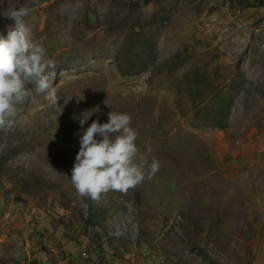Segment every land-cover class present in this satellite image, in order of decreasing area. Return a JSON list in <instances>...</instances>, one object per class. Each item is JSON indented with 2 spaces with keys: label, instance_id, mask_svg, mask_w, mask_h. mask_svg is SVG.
<instances>
[{
  "label": "rangeland",
  "instance_id": "1",
  "mask_svg": "<svg viewBox=\"0 0 264 264\" xmlns=\"http://www.w3.org/2000/svg\"><path fill=\"white\" fill-rule=\"evenodd\" d=\"M20 6L63 112L39 95L0 130V264H264V0H0V13ZM110 111L130 114L137 163L160 168L93 201L71 169Z\"/></svg>",
  "mask_w": 264,
  "mask_h": 264
},
{
  "label": "clouds",
  "instance_id": "2",
  "mask_svg": "<svg viewBox=\"0 0 264 264\" xmlns=\"http://www.w3.org/2000/svg\"><path fill=\"white\" fill-rule=\"evenodd\" d=\"M29 14L30 9L25 6L0 13L14 22L7 37L0 36V130L11 129L17 106L39 95H45L54 107L56 121L63 112L58 103L61 97L53 86L56 64L25 24ZM93 109L82 113L81 128L98 111ZM107 115L106 123L93 120L84 129L71 169V182L79 196L93 201H99L109 191L127 192L146 179L151 180L160 168L155 158L150 163L147 159L137 163L138 131L131 125L130 114L110 111Z\"/></svg>",
  "mask_w": 264,
  "mask_h": 264
},
{
  "label": "bare ground",
  "instance_id": "3",
  "mask_svg": "<svg viewBox=\"0 0 264 264\" xmlns=\"http://www.w3.org/2000/svg\"><path fill=\"white\" fill-rule=\"evenodd\" d=\"M116 228H119V226H117ZM114 236H119V233H115Z\"/></svg>",
  "mask_w": 264,
  "mask_h": 264
}]
</instances>
